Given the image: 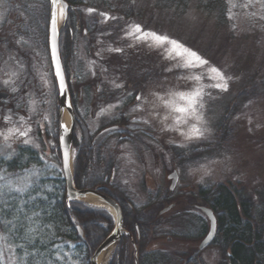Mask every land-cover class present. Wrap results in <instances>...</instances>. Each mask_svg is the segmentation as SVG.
<instances>
[{
    "label": "flooded vegetation",
    "instance_id": "af4514ba",
    "mask_svg": "<svg viewBox=\"0 0 264 264\" xmlns=\"http://www.w3.org/2000/svg\"><path fill=\"white\" fill-rule=\"evenodd\" d=\"M64 1L67 19L60 30L59 47L74 112V187L114 197L122 208L125 226V209L134 212L140 192L151 196L148 212L155 206L159 215L170 209L183 210L186 205L201 209L207 188L196 187L188 178L197 175L206 153L182 137L188 131L173 127L160 136L152 117L153 100L160 94L159 64L170 62L137 44H120L114 49L122 51H113L106 34L111 25H100L101 19L86 17L82 5ZM51 17V0H0V135L10 133L14 152L40 143L49 156L53 149L58 150L62 161L59 129L63 114L49 48ZM174 88L189 93L184 75L176 78L171 91ZM101 109L106 111L97 115ZM29 128L35 140L25 143L20 133ZM55 144L58 147L52 148ZM174 173L178 181L171 189ZM194 238L167 236L154 243L165 251L183 252V264H196L200 241Z\"/></svg>",
    "mask_w": 264,
    "mask_h": 264
},
{
    "label": "rangeland",
    "instance_id": "374dc122",
    "mask_svg": "<svg viewBox=\"0 0 264 264\" xmlns=\"http://www.w3.org/2000/svg\"><path fill=\"white\" fill-rule=\"evenodd\" d=\"M84 1L85 3L81 2V5L86 17L101 19L100 25H111L106 34L111 39L112 49L120 44H137L158 53L159 60L170 62V65L159 64V67H162L158 70L157 91L160 94L153 100L152 117L158 126L160 136L163 133L166 135L173 127L188 133L193 126L203 131V136L191 139L187 135H182L189 139L193 146L200 145L202 152L206 153L205 160L197 167V175L192 173L188 181L190 179L196 187L200 184L233 181L237 188L244 186L248 189L247 193L253 201L256 200L257 193L264 188V0H228V24L220 23L215 14L201 11L196 1L186 12L180 14L153 11L152 0H141L143 16L133 19H125L118 12H110L107 8L101 10L95 0V5L93 0ZM88 9L94 11L89 12ZM102 14H107L108 18ZM136 25L141 26L142 33L137 32ZM152 33L181 42L198 52L208 64L200 65L193 62L190 66H184L188 57H178L180 50L168 42L156 39ZM213 68L218 69L227 78L226 91L213 86L221 82L212 71ZM182 75L189 83L188 94L196 90L202 91L198 104H203V107L197 106L202 121L183 114L185 122L177 124L176 118L181 116L160 99L163 97L164 101H172L177 107L185 104L179 96L172 95L182 92L183 88H174L173 91L170 89L176 83V78ZM220 127L224 130L218 133ZM9 136L10 133L7 132L0 135V156L3 158L14 152V142ZM35 136L31 130L24 137L28 141H34ZM216 136L220 138L219 141H216ZM137 195L140 196L139 203L143 204L147 200L144 192ZM142 207L141 210L144 212L146 208L143 205ZM157 209L158 206H155L153 212L150 211L154 213V218L157 216L155 214ZM182 209L163 213L167 215L158 214L161 219L158 230L161 231L155 236H158L159 241H164L166 232L188 233V230H192L191 218H194V214L201 217L200 212L192 205H186ZM164 225L165 227H162ZM202 237L196 236L194 239L200 241ZM0 254L8 258L7 264H13L12 249L1 242ZM171 254L177 258L176 264H183V254L177 251ZM197 255L200 261L202 258L205 260L203 264L223 262L222 252L216 246L207 247ZM110 257L109 254L107 264ZM135 258L139 264L136 255Z\"/></svg>",
    "mask_w": 264,
    "mask_h": 264
},
{
    "label": "trees",
    "instance_id": "16d2710c",
    "mask_svg": "<svg viewBox=\"0 0 264 264\" xmlns=\"http://www.w3.org/2000/svg\"><path fill=\"white\" fill-rule=\"evenodd\" d=\"M95 1L99 9L118 12L125 19L143 16L141 0ZM152 1L153 11L180 14L196 1L201 11L215 14L220 23L228 24V0ZM69 2L78 6L85 3ZM46 152L45 145L41 149L21 146L9 158L0 156V242L12 249L13 264H91L94 251L113 229V216L102 207L69 203L59 151L53 149L51 156ZM205 193L206 204L218 217L212 245L221 250L222 264H264V188L254 201L244 186L237 188L233 181L210 185ZM142 205L136 203L134 212L125 209L124 214L135 246L125 234L109 264H136V250L139 264H176L178 260L171 253L151 246L160 220L142 212ZM198 224L197 234L202 236L208 224L205 219H199ZM7 263L8 258L0 254V264Z\"/></svg>",
    "mask_w": 264,
    "mask_h": 264
},
{
    "label": "water",
    "instance_id": "95a60500",
    "mask_svg": "<svg viewBox=\"0 0 264 264\" xmlns=\"http://www.w3.org/2000/svg\"><path fill=\"white\" fill-rule=\"evenodd\" d=\"M63 5L64 11L66 12L67 10V5L64 2V0H57V2L55 3V5H53V2L51 0V4H52V14H53V10L55 9V13H56V32L55 34H53L52 32V25L50 22V29H49V47H50V53H51V59H52V50H51V44L52 41H55L56 44V48L58 51V55H59V60H60V64L62 65V61H61V57H60V50H59V25L57 22V8L59 4ZM66 5V7H64ZM52 19V17H51ZM52 65H53V60H52ZM63 68V65H62ZM53 69L55 72V68L53 65ZM63 75H64V84L66 87V92L64 94H60V101H61V106H62V114L64 116L65 111H68V115L70 118V124L69 122H61V125H65L67 126L66 129H62L60 127V147H61V151H62V162H63V170H64V174L66 177V183H67V195H68V201L71 202L75 199H83L88 197L89 195L94 196V199H98L99 201H101L106 207H109L110 209H112V212L114 213L115 216V226L113 228V230L109 233V235L105 238V240L98 246V248L96 249V251L94 252L92 259H91V264H99V259L101 255H104V257L107 258V256L110 254V252L117 246V244L120 242L123 233H124V217H123V213L121 210L120 205L111 197H109L108 195L101 193L97 190H82L79 191L74 187V183H73V177H72V167H71V147H72V139H73V128L72 125L74 123V114H73V110H72V106L70 103V98H69V91H68V87H67V83H66V78H65V73H64V68H63ZM59 86V85H58ZM61 137L63 139H61ZM67 151L68 153V167L67 169H65L64 167V152ZM176 183V178L174 179L173 182V187ZM202 209L207 213L209 219H210V223H211V227H210V231L208 233V235L206 236V238L202 241L200 248H204L206 245H208L212 239L214 238L215 235V231H216V217L213 213V211L210 208L207 207H202ZM78 230H79V234L81 237H83V230L80 226H78ZM137 262V260H136ZM138 264V262H137Z\"/></svg>",
    "mask_w": 264,
    "mask_h": 264
},
{
    "label": "snow or ice",
    "instance_id": "6c2138e0",
    "mask_svg": "<svg viewBox=\"0 0 264 264\" xmlns=\"http://www.w3.org/2000/svg\"><path fill=\"white\" fill-rule=\"evenodd\" d=\"M52 2H53V5H55L57 0H52ZM64 7H66V5ZM88 11L92 12L94 10L88 9ZM102 15H104L106 19L108 18L107 14H102ZM51 25H52V32H53V34H55V32H56L55 9L53 10ZM135 28L137 29V32H139V33L143 32V29L141 28L140 25H136ZM151 35L156 37V39H158V40L170 43L176 49L180 50L178 52V57H180V58L188 57L187 64L184 66H190L193 62H198L200 65L208 64V61H206L203 57H201L198 52L186 47L181 42L175 41V40H170L168 37L160 36L157 33H152ZM140 38L143 39V36H141ZM51 50H52L53 65L55 68V75H56L57 83L59 85V92H60V94H64L66 92V87L64 84L63 68H62V65L60 64L59 55H58V51H57L56 44H55L54 40L52 41V44H51ZM113 51L120 52L122 50L121 49H113ZM169 59H171V57H169ZM177 66L179 67L181 65H177ZM212 71L216 73V75L219 77V79L221 81L220 83H216L213 86L217 89H220L221 91H226L228 88L227 78L218 69L213 68ZM12 75L15 76L16 74L12 73ZM197 79H199V77H197ZM4 83L7 84V83H9V81L5 80ZM116 86L119 87V85H116ZM12 90L15 91L16 89L13 88ZM172 95L179 96V98L181 100L185 101V105L177 107L172 103V101H164L163 97H160V99L166 104V106H168L169 108H172L175 112H179V113L185 114V115H191L196 120L202 121V115H200L197 112V106H199L200 108L203 107V104H198V98L202 96L201 90H196L190 94H185V93L176 94V93H174ZM136 99L139 101V100H141V97L137 96ZM110 107H113V106H110ZM105 111H106L105 109H101V111L99 113H97V115H102ZM4 119L8 120L9 117H5ZM21 119H23V118H21ZM47 119H48L47 116H45V120H47ZM176 120H177V124L185 122L182 117H177ZM60 127L62 129H66L67 126L60 125ZM29 131H31L30 128L27 129V131H25V132H21L20 134L22 136H26ZM181 134L187 135V137L189 139H191L192 137H201V136H203L204 133H203V131H201V129L193 126L189 133H187V134L181 133ZM5 138H7V137H5ZM61 139H63V138L61 137ZM24 142L29 143L28 140H25ZM64 167H65V169H67V167H68V153H67V151L64 152ZM23 190H24V188H18L17 189V191H23Z\"/></svg>",
    "mask_w": 264,
    "mask_h": 264
},
{
    "label": "bare ground",
    "instance_id": "6f19581e",
    "mask_svg": "<svg viewBox=\"0 0 264 264\" xmlns=\"http://www.w3.org/2000/svg\"><path fill=\"white\" fill-rule=\"evenodd\" d=\"M66 19H67V12H65L64 11V8L61 7V5H60L59 8H58V24H60L59 35H60L61 27L65 24ZM63 121L64 122H69V115H68V111L67 110L65 111L64 120ZM91 190H93V189H91ZM108 196L111 197L112 199L116 200L114 197H112L110 195H108ZM83 200L86 201V202H88V203H91V204H93L95 206H100V205L103 206L104 205L98 199H94V196H92V195H89L88 197L83 198ZM88 205H90V204H88ZM99 260H100L99 261V264H107L106 263L107 258L104 257V255H101Z\"/></svg>",
    "mask_w": 264,
    "mask_h": 264
}]
</instances>
